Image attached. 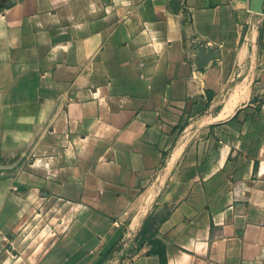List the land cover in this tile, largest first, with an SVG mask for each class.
I'll list each match as a JSON object with an SVG mask.
<instances>
[{
  "label": "crops",
  "instance_id": "crops-1",
  "mask_svg": "<svg viewBox=\"0 0 264 264\" xmlns=\"http://www.w3.org/2000/svg\"><path fill=\"white\" fill-rule=\"evenodd\" d=\"M0 264H264V0H0Z\"/></svg>",
  "mask_w": 264,
  "mask_h": 264
},
{
  "label": "rangeland",
  "instance_id": "rangeland-1",
  "mask_svg": "<svg viewBox=\"0 0 264 264\" xmlns=\"http://www.w3.org/2000/svg\"><path fill=\"white\" fill-rule=\"evenodd\" d=\"M158 183H159V181L156 180L154 185L152 186V191L150 189L145 194V198L143 199V201L140 204L139 210L140 209L144 210V214L142 216H140L137 213L138 214L137 215L138 222L141 220L140 224L135 223L136 222L135 216L133 215V217H132V218H134L133 224L128 223L126 226L127 227L126 231H125L126 235L124 236L125 239L123 238L124 242L120 246L114 245L111 248L112 252H113V250L119 251L123 247V244H125L126 239H127V241H129L130 239L131 240H137V239L140 240L141 238H143L141 233H143V232L145 233V231L147 230L149 222L154 218V215L156 213V209L158 207L157 199L155 198L157 191L159 190L158 189Z\"/></svg>",
  "mask_w": 264,
  "mask_h": 264
},
{
  "label": "water",
  "instance_id": "water-1",
  "mask_svg": "<svg viewBox=\"0 0 264 264\" xmlns=\"http://www.w3.org/2000/svg\"><path fill=\"white\" fill-rule=\"evenodd\" d=\"M198 45V43H196ZM206 51L204 46H199L198 48V56L201 57ZM202 62V61H201ZM154 221V218L149 222V225Z\"/></svg>",
  "mask_w": 264,
  "mask_h": 264
}]
</instances>
